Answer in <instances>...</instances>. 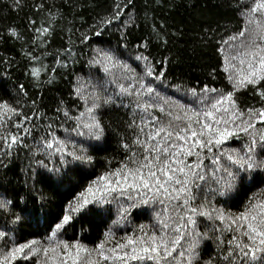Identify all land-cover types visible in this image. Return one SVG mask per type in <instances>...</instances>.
<instances>
[{
    "label": "trees",
    "instance_id": "trees-1",
    "mask_svg": "<svg viewBox=\"0 0 264 264\" xmlns=\"http://www.w3.org/2000/svg\"><path fill=\"white\" fill-rule=\"evenodd\" d=\"M254 3L0 0V105L6 102L16 109L15 113L0 109L4 112L0 115V199L11 202L7 209H0V231L7 234L0 239V256L14 245L33 240L43 248L53 231L57 232L53 242L79 244L91 251L101 242H105V249L115 246L106 235L109 232L117 242L126 235H140L141 225L145 232H158V214L161 219L177 222L174 209L169 205L165 212V205L152 201L151 194L139 198L133 193L129 200L114 193L101 202L89 196V204L69 213L73 218L59 230L55 228L62 223L68 205L76 206L79 193L126 160L130 153L123 145L135 148L132 142L138 129L129 127L133 121L140 125L144 118L159 127L171 119L169 111L173 116H182L189 109L199 112L230 91L240 111L264 108L260 95L264 81L237 86L235 69L229 67L240 66L239 59L233 57L242 53L253 37L257 43L262 42L256 22L264 25V13L249 14ZM241 31L244 37L238 35ZM101 53L111 54L115 66L104 61ZM141 56L147 61L139 59ZM147 65L154 69L151 76L146 74ZM33 69L39 74L33 75ZM141 81L154 91L140 89ZM120 85H131L132 94H122ZM145 102L155 106L147 112L136 107ZM93 103L99 105L94 115L104 129L100 137L88 135L83 128L90 122L88 109ZM151 116L159 122L151 121ZM253 123L248 133L234 132L219 151L243 152L250 134L258 139L264 132V121ZM227 127L232 128V124ZM53 134L65 142L69 153L80 155L84 149L91 161L65 154L62 163L60 154L45 149L42 143V138L52 139ZM11 136L17 137L15 144ZM256 151L257 159H264L259 147ZM223 164L237 171L227 161ZM222 176L227 179L223 172L217 173L215 181L211 176L207 178L192 207L236 216L252 203L264 200V169L239 171L231 188L223 187ZM142 199L149 202L143 203ZM16 216L20 217L18 221ZM195 219V229L190 226L185 232L172 257L163 262L145 259L130 264H181L186 257L181 258L179 252L187 249L194 237L199 243L193 264H242L245 258L239 254L237 243L251 244L247 237L227 230V221H220L217 212L211 218L197 215ZM168 231L174 238L171 226ZM234 237L236 242L229 244ZM234 248L235 253L231 251ZM247 259L248 264H258L251 255ZM11 264H44V255L40 252L29 256L25 250Z\"/></svg>",
    "mask_w": 264,
    "mask_h": 264
},
{
    "label": "snow or ice",
    "instance_id": "snow-or-ice-1",
    "mask_svg": "<svg viewBox=\"0 0 264 264\" xmlns=\"http://www.w3.org/2000/svg\"><path fill=\"white\" fill-rule=\"evenodd\" d=\"M117 9H119V5H117ZM252 13H264V0H255L249 10V14ZM118 16L119 11L116 13V18ZM110 22L101 21V23ZM248 23H252V20H249ZM256 23L257 30L261 33L260 40L262 42L257 43L253 37L250 45L245 47L242 53L233 57V59H239L240 66L229 64V67L235 69L234 77L237 86L256 85L258 81H264V25L258 21ZM238 35L244 37L245 32L241 31ZM235 38L234 36L230 39ZM101 55L104 61L115 66L112 64L113 56L111 54L101 53ZM139 59L147 61L146 57L141 56ZM123 67L127 68L128 66L123 65ZM146 67V74L153 75V67L150 65ZM32 74L38 75L39 70L33 69ZM234 77L230 76L229 79L233 80ZM131 88V85L127 88L120 85V92L131 95ZM140 89H145L147 93L154 91L152 87L145 85L142 81ZM140 89L136 90L137 96L141 94ZM192 92L195 94V89ZM260 95L264 98V91H261ZM225 101H227V107L224 106ZM154 106L147 102L136 105L137 108H143L145 112ZM98 107L99 105L96 103L92 104V107L88 109L90 122L83 124L88 135L95 137H100L104 131L100 121L94 115V110ZM0 109H7L11 113L16 112V109L6 102L0 105ZM161 111H163V107H161ZM3 114L4 112L0 111V115ZM167 114L171 119L166 124H160L159 127L144 118H141L140 125H136L135 121L129 124L130 128L138 129L132 142L135 148L125 143L123 147L130 153L126 160L116 169L97 177L84 191L79 193L76 198V206L73 207L71 203L68 205L62 223L56 224L55 228L59 230L73 218L69 213L78 212L89 204V196L92 201L101 202L114 193L127 196L129 200L133 199V193L139 198L151 194L152 201H158L165 205V212L169 210V205L174 209L177 222H171L167 218L161 219L158 214V232H145L144 226L141 225L140 235L137 236L135 233L126 235L119 242L115 241L109 232L106 235L115 246L105 249V242H101L91 251L79 244L72 246L66 241L53 242V238L57 235V232L53 231L47 246L37 247V242L34 240L14 245L0 256V264H11V261L15 260L18 254L23 255L25 250L29 256L43 252L44 264H48L49 261L52 264H100V261H104L105 264L108 261H113V264H130L132 261L139 262L145 259L163 262L172 257L173 252L177 250L184 239L185 232L190 230V226L191 230L195 229V217L202 215L211 218L213 212H217L220 221H227V230L237 232L252 242L243 246L237 243L239 254L245 258L242 264H248L247 258L250 255L252 260L258 259V264H264V200L252 203L251 207L236 216H226L222 211L216 209L198 211L197 208L192 207L193 202L197 199V193L202 189L203 183L209 176L215 181L217 173H225L227 179L223 176L220 177L221 180H224L223 187L231 188L239 171L264 169V159H257L256 151L259 147L260 152H264V132L259 134L258 139L256 135L250 134V142L245 146L243 152L237 150L219 151L223 143L234 132L248 133L249 129L254 128L255 120L264 121V108L259 110L250 108L246 113L240 111L233 99V92L230 91L226 95H220L210 105H205L202 111L189 109L184 111L182 116H173L171 111ZM245 115H247V119H245ZM237 120L239 123H236ZM151 121L159 122L156 116H151ZM228 124H232V128L227 127ZM145 126L149 129L148 131H145ZM49 127L51 126L49 125ZM80 127L81 125L77 124V128ZM78 134L84 135L83 132ZM142 135L145 138L142 139ZM11 141L15 144L17 137L11 136ZM5 142H7V138H5ZM42 143L45 149H54L56 153H59L62 163L65 162V154L78 160L91 161L92 159L84 149H81L80 155H76L75 151L69 153L65 142L55 137L54 134L52 139L42 138ZM205 161L208 163L206 164ZM224 161L228 162L229 167H235L237 171L225 168ZM37 163L43 164V161L38 160ZM142 202L148 203L149 200L142 199ZM10 203V201L0 199V209H7ZM15 219L18 221L20 217L16 216ZM170 226L172 232L176 233L174 238L168 231ZM6 235L4 231H0V239L5 238ZM236 240L237 238L234 237L228 243L232 244ZM198 243L199 240L194 237L188 248L179 252L181 258L186 257L181 260V264H193ZM237 248L231 249V251L235 253ZM92 252H96V255L93 256ZM81 253L85 255L82 256Z\"/></svg>",
    "mask_w": 264,
    "mask_h": 264
}]
</instances>
